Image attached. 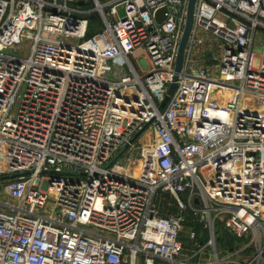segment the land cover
<instances>
[{"label":"built area","instance_id":"built-area-1","mask_svg":"<svg viewBox=\"0 0 264 264\" xmlns=\"http://www.w3.org/2000/svg\"><path fill=\"white\" fill-rule=\"evenodd\" d=\"M188 2L0 0V264H264V0H196L176 72Z\"/></svg>","mask_w":264,"mask_h":264},{"label":"rangeland","instance_id":"rangeland-1","mask_svg":"<svg viewBox=\"0 0 264 264\" xmlns=\"http://www.w3.org/2000/svg\"><path fill=\"white\" fill-rule=\"evenodd\" d=\"M119 15L123 16V10L119 9ZM262 36L260 34L257 35L256 37V45H255V52L257 53V55H260L262 52L261 49V45H262ZM29 49V44L27 42H24L23 44H21L20 47L15 48L13 50H9L6 53L9 55H13V56H24L25 54H27V51ZM251 104L254 105V102L251 101ZM169 201L168 199H163L161 200V204L160 207L163 211V213L165 215L167 214H172L175 212V208L173 207V205L166 206L163 203ZM167 204V203H166ZM190 229H195V230H199V225L197 223H194L191 216H187L186 217V221L184 224V229H183V233H182V238H186L187 233ZM217 239H216V246H217V250L218 252L221 254V256H225L226 254H230L234 251V249L237 247V245L241 244V242H237L233 241L231 238H229V236H227V234L221 230V228L219 226H217ZM192 251V248L190 247L189 241L185 240V251L184 254L186 256H190V253Z\"/></svg>","mask_w":264,"mask_h":264},{"label":"water","instance_id":"water-1","mask_svg":"<svg viewBox=\"0 0 264 264\" xmlns=\"http://www.w3.org/2000/svg\"><path fill=\"white\" fill-rule=\"evenodd\" d=\"M195 2L196 0H189L188 2V8H187V16H186V21H185V26L183 29V34L180 40V44H179V48H178V52H177V58H176V63H175V71L176 72H180L182 65H183V59H184V52H185V48L187 46L190 34H191V30H192V25H193V14H194V6H195ZM165 10H159L156 14V20L158 23H160V21L163 19V14H164ZM175 80V79H174ZM175 85L171 84L167 94L165 95L163 101L161 102L159 109H163L165 107V105L167 104V102L169 101L173 91H174ZM140 133L136 134L134 136V138L130 141V143H133L137 137L139 136ZM127 148V146L125 147ZM19 176V174H14L8 177H2L0 178V181L2 180H6V179H15Z\"/></svg>","mask_w":264,"mask_h":264},{"label":"trees","instance_id":"trees-1","mask_svg":"<svg viewBox=\"0 0 264 264\" xmlns=\"http://www.w3.org/2000/svg\"><path fill=\"white\" fill-rule=\"evenodd\" d=\"M89 20V29L87 33V37L92 36L96 31H98L101 27L100 20L97 14L92 13L88 16Z\"/></svg>","mask_w":264,"mask_h":264}]
</instances>
